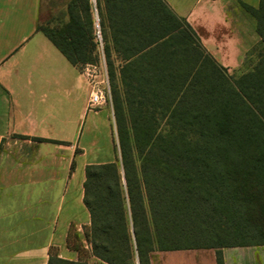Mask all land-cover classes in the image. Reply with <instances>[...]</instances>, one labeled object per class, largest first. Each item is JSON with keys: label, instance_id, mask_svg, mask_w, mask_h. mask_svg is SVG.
<instances>
[{"label": "trees", "instance_id": "obj_1", "mask_svg": "<svg viewBox=\"0 0 264 264\" xmlns=\"http://www.w3.org/2000/svg\"><path fill=\"white\" fill-rule=\"evenodd\" d=\"M239 5L256 21L264 65V0ZM38 30L80 70L100 46L112 80V54L121 63L116 159L85 168L84 235L96 258L150 264L156 251L214 249L224 264L225 248L264 246L261 69L231 75L166 0H70ZM48 264L88 263L52 252Z\"/></svg>", "mask_w": 264, "mask_h": 264}, {"label": "crops", "instance_id": "obj_2", "mask_svg": "<svg viewBox=\"0 0 264 264\" xmlns=\"http://www.w3.org/2000/svg\"><path fill=\"white\" fill-rule=\"evenodd\" d=\"M44 1L0 0V264H48L52 252L106 264L85 239L84 183L87 165L116 159L112 116L89 108L86 77L38 30ZM166 1L229 71L261 42L239 5L260 0H195L187 14ZM98 139L103 152L94 151ZM254 248L223 249L224 264H261ZM150 264H217L216 250L156 251Z\"/></svg>", "mask_w": 264, "mask_h": 264}, {"label": "rangeland", "instance_id": "obj_3", "mask_svg": "<svg viewBox=\"0 0 264 264\" xmlns=\"http://www.w3.org/2000/svg\"><path fill=\"white\" fill-rule=\"evenodd\" d=\"M48 1H49L48 5L50 4L49 9L46 6ZM92 1H94V0H92ZM171 1L173 2L174 6H176V8H178L180 13L187 14L188 11L190 10V8L193 6L195 0H171ZM69 2H70V0H45L44 1L45 7L43 8V12L40 16V25L45 27L46 24H48L50 22L55 23L56 21L61 20V16H64V14L66 12V6ZM169 6L171 7V5H169ZM93 17L95 20L96 34L99 33L98 37L99 38L101 37L103 39V35L101 33V28H100V24H99V16H98L97 11H95V9L93 10ZM98 48L99 49L97 51V55L95 54L96 56H94V58H95L94 63H96L97 65H100L102 68H104L103 70L107 74V77H108L107 91L109 93V100H108L107 104H105L102 107L96 108V109L97 110L98 109H106L109 112V114L111 113L110 114L112 116L111 117V123H113L114 136H115V140H116V141H114V143L116 142V144H117V132H116L115 117H114V98H115L114 97V89H116L115 86L117 85V88L120 90V95L123 97L122 86H121V82H120V78H119V68H120L121 63H120V60L116 57V55L112 54L111 59L114 63V67L116 69V77L114 80H112L110 78V75H109L110 67H109L108 62L106 60V51L104 49H102L101 46ZM261 49H262V44H261V42H259L247 53V54L250 53V55H248V57H247V55L244 56V59L242 60L241 65L237 69L229 71V73L231 75L238 77L244 73H247L248 71H253L256 68H259V69H261V72H259V77L261 80H264V65L263 64L261 65V63H260L261 62V56H260ZM208 53H210V52L208 51ZM215 60L218 62V60L216 58H215ZM218 64H220V63L218 62ZM86 132H87V130H86ZM87 135L88 134L86 133V137H87ZM97 142H98V145L94 146V151L103 152L104 147L102 146V141L100 142V140L98 139ZM115 152H116V149H115ZM93 154L94 153L91 154L92 156H90V157H92V158H90V160L95 159V155L93 156ZM256 247L254 248L255 249L254 251L258 252V254L261 258V264H264V246H256Z\"/></svg>", "mask_w": 264, "mask_h": 264}, {"label": "built area", "instance_id": "obj_4", "mask_svg": "<svg viewBox=\"0 0 264 264\" xmlns=\"http://www.w3.org/2000/svg\"><path fill=\"white\" fill-rule=\"evenodd\" d=\"M100 65L87 64L81 69L91 87L89 108L96 109L107 104L109 93L107 91L108 77Z\"/></svg>", "mask_w": 264, "mask_h": 264}]
</instances>
